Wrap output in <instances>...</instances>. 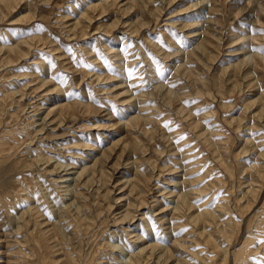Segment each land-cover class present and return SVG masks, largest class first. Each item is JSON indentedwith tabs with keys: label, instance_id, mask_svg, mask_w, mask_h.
<instances>
[{
	"label": "rangeland",
	"instance_id": "rangeland-1",
	"mask_svg": "<svg viewBox=\"0 0 264 264\" xmlns=\"http://www.w3.org/2000/svg\"><path fill=\"white\" fill-rule=\"evenodd\" d=\"M0 1V264H264V0Z\"/></svg>",
	"mask_w": 264,
	"mask_h": 264
},
{
	"label": "bare ground",
	"instance_id": "bare-ground-1",
	"mask_svg": "<svg viewBox=\"0 0 264 264\" xmlns=\"http://www.w3.org/2000/svg\"><path fill=\"white\" fill-rule=\"evenodd\" d=\"M5 1V0H4ZM3 1V2H4ZM16 2L18 1V0H15ZM1 2V1H0ZM14 2V1H13ZM13 2H12V4H13ZM2 3V2H1ZM5 3H7V1H5ZM10 3V2H9ZM153 3V2H152ZM8 4V3H7ZM15 4H17V3H15ZM11 5V4H10ZM98 5H100V4H98ZM97 5V6H98ZM197 5V4H196ZM4 6V5H3ZM5 7V6H4ZM7 7V6H6ZM10 7V6H9ZM12 8H14L13 6H11ZM161 7H163V6H161ZM8 8V7H7ZM89 8V7H88ZM106 8V10H104V12H107L108 10L107 9H109V11L111 10L110 9V7L109 6H107V7H105ZM4 9V8H3ZM74 10V9H73ZM89 10V9H88ZM163 10V9H162ZM0 11H1V9H0ZM4 10H2V12H3ZM7 11V10H6ZM8 11H9V9H8ZM7 11V12H8ZM4 13V12H3ZM86 13H87V11H86ZM88 14V13H87ZM161 15V14H160ZM93 16V15H92ZM91 16V17H92ZM91 17L89 18V19H91ZM94 17V16H93ZM92 17V18H93ZM158 17V16H157ZM94 19V18H93ZM158 19V18H157ZM78 23V22H77ZM76 23V24H77ZM90 23H91V21H90ZM198 25V24H197ZM197 25H195V26H197ZM128 26H132L133 27V25L132 24H129ZM134 28V27H133ZM198 29V28H197ZM197 29H195V30H193L192 32H190V33H193V35L192 36H197L198 34H200L199 33V31L197 30ZM76 30V29H75ZM134 31H137L138 32V30L137 29H135L134 28ZM206 45V44H205ZM200 49V48H199ZM203 49V48H202ZM189 72V71H188ZM191 73V72H190ZM204 82H205V80L203 81V84H204ZM217 82V81H216ZM206 83V82H205ZM207 84H208V82H207ZM249 85L251 84V83H248ZM238 85V84H237ZM157 86V85H156ZM207 86H209V84L207 85ZM236 86V85H235ZM242 89V88H241ZM146 90V89H145ZM151 90V89H150ZM240 90V89H239ZM243 90V89H242ZM146 92V91H145ZM127 92H126V90L125 91H122V93L121 94H126ZM216 93V92H215ZM120 94V95H121ZM143 94V93H142ZM131 96V98H133V96L132 95H130ZM142 96V95H141ZM140 95H139V98L141 97ZM143 97H145V94H144V96ZM142 97V98H143ZM142 98L140 99V100H142ZM260 99H262L261 97H260ZM127 100H130V98H128ZM127 100H125V101H127ZM124 101V102H125ZM257 101V100H256ZM264 101V100H263ZM251 102V101H250ZM253 102V101H252ZM253 104V103H252ZM261 107V106H260ZM264 110H262V112H263ZM148 112V111H147ZM262 112H260V113H262ZM146 115V114H145ZM260 115H263V114H260ZM141 116V115H140ZM142 117V116H141ZM263 117V116H262ZM139 118V117H138ZM137 118V119H138ZM243 119V118H242ZM132 120V119H131ZM132 122H133V120H132ZM137 122H138V120H137ZM198 122V121H197ZM260 122V121H259ZM262 122V121H261ZM196 124V123H195ZM199 124V123H198ZM258 126V125H257ZM196 127H198V125H196ZM213 127V126H212ZM214 129L215 128H213V131H214ZM258 139V138H257ZM218 143V142H217ZM221 149V148H220ZM258 150V149H257ZM258 152V151H257ZM242 154V153H241ZM256 155V154H255ZM259 157L261 158V157H264V152L262 153V154H259ZM226 162V161H225ZM134 163V162H133ZM247 163V162H246ZM245 162L242 164V169H243V173L245 172V176H250L251 178H250V180H248V181H246V182H248V184H249V190L248 191H250V192H252V194H254L255 195V197L257 196V192L259 193V191H258V188H255L256 186L254 185V184H256V182H257V179H254V170H255V168H258V167H264V164L262 163H260L259 165H257V163H258V161H256V162H254L255 164H253V165H248V164H246ZM227 164H228V162H227ZM174 170V169H173ZM252 176H251V175ZM257 177H259V176H257ZM259 179V178H258ZM202 190V189H201ZM249 192V193H250ZM180 193V192H179ZM199 194V193H198ZM190 196H191V198H190ZM192 196H193V193H191V192H187V191H185L184 193H181V194H178L177 195V200H178V205H177V207L175 206L174 208H175V211L176 212H178L180 209H182V207H181V205H184V204H190V200L192 199ZM192 204V203H191ZM191 204L189 205V206H191ZM128 205H129V207H130V205H131V203H128ZM193 205V204H192ZM186 207V206H185ZM188 207V206H187ZM191 208V207H190ZM130 209V208H129ZM186 209V208H185ZM137 210H139V209H137ZM137 210H135V211H133L132 213H133V216L131 217V218H135L137 215L135 214V213H137L136 211ZM183 210V209H182ZM181 210V211H182ZM217 210V209H216ZM127 211H131V210H128L127 209ZM127 211H125V212H127ZM185 211V210H184ZM203 211V210H202ZM206 212H210L209 210H207ZM219 212V211H218ZM175 213V212H174ZM211 213V212H210ZM215 213V212H214ZM217 213V212H216ZM148 214V213H147ZM151 214H153V213H151ZM181 214V213H180ZM185 214V213H184ZM184 214H182V215H184ZM191 214V213H190ZM206 214V213H205ZM205 214H203L202 213V215H204V216H209L208 214L207 215H205ZM125 215V214H124ZM131 215V214H130ZM212 215V214H211ZM126 216H129V214L128 213H126V215L124 216L125 218H127ZM181 216V215H180ZM147 217H148V215H147ZM178 217V216H177ZM207 217H205L206 218V220H207ZM149 219V218H148ZM161 219V218H160ZM197 220V219H196ZM132 226V225H131ZM225 232V231H224ZM44 233V232H43ZM44 236V235H43ZM210 237V236H209ZM139 238H141V237H139ZM215 238V237H214ZM255 238H256V235H253V236H249V237H247V239L244 241V243H243V246H242V249L240 250V251H244V248L248 245V244H250L253 240H255ZM211 239V238H210ZM212 240V239H211ZM215 243V242H214ZM147 246V245H146ZM147 247H149L151 250H153V248L152 247H157V245L156 244H149ZM145 249V248H144ZM147 249V248H146ZM143 250V249H142ZM244 253V252H243ZM239 254H240V252H239ZM245 254V253H244ZM250 255V254H249ZM240 257H241V255H240ZM240 257H238V258H240ZM249 257V256H248ZM144 258V257H143ZM238 258H236V262H237V259ZM245 258V257H244ZM196 259V258H195ZM241 259V258H240ZM188 261V260H187ZM137 262H138V260H137ZM186 263V262H185ZM187 264V263H186Z\"/></svg>",
	"mask_w": 264,
	"mask_h": 264
}]
</instances>
